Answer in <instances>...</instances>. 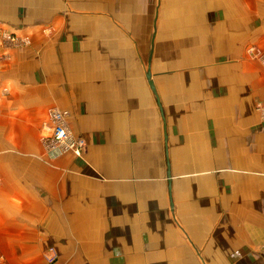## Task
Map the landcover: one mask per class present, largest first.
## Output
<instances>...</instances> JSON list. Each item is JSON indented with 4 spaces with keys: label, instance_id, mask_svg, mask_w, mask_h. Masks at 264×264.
<instances>
[{
    "label": "crops",
    "instance_id": "obj_1",
    "mask_svg": "<svg viewBox=\"0 0 264 264\" xmlns=\"http://www.w3.org/2000/svg\"><path fill=\"white\" fill-rule=\"evenodd\" d=\"M0 24L31 38L0 63V264H47L49 246L71 264H164L169 250L149 231L165 209L150 208L149 192L188 166L182 152L232 158L216 176L188 166L189 189L205 180L259 193L264 66L245 52L264 48V0H0ZM51 107L69 110L80 156L47 160ZM184 174L168 179L172 207ZM253 244L202 254L194 244L192 257L249 258Z\"/></svg>",
    "mask_w": 264,
    "mask_h": 264
},
{
    "label": "rangeland",
    "instance_id": "obj_2",
    "mask_svg": "<svg viewBox=\"0 0 264 264\" xmlns=\"http://www.w3.org/2000/svg\"><path fill=\"white\" fill-rule=\"evenodd\" d=\"M47 29L50 30L51 28L43 27V30ZM151 31L152 24L150 22ZM7 33L26 38L27 42L22 45L12 44L6 36V39L3 40V34ZM30 44L31 38L29 36L20 35L0 24V63L8 61L11 48L29 46ZM245 59L256 61L264 66V48L254 43L247 44ZM258 102H264V99H257L255 102V110L259 114L258 119L264 123V114L258 109ZM182 155V158L188 160L189 167L206 166L210 169L206 170L204 174L209 172L215 176L218 174L216 170L221 169V165L228 164V161L232 160L230 152L221 150H215L212 153L185 152V155L182 152ZM175 156L176 151L171 150L173 162ZM233 159L236 160L237 158ZM47 160L55 159L47 157ZM188 166H176V168L173 166L171 169V176L173 175V177L184 174V171L188 173L172 180L173 207L170 206L169 201L168 172H166L165 188L163 189L161 184L159 186L154 184L151 185L149 192L150 208L165 209L164 213L150 215L151 226L149 231L150 242L156 246L157 251L162 244L166 250H169V256L167 254L165 257L166 262L164 264H174L173 258H181L182 264H257L261 256L264 258V237L261 231H254L258 226L264 227V182L257 186L260 194L253 188L257 184L252 183H245L244 191H240V186V192L233 182L226 184L217 182L214 185L210 183L208 186L211 189L208 190L205 180L192 181L191 190V188L189 189L190 178L192 177L190 174L194 172H191V168ZM230 181L233 180L230 179ZM232 186L236 188V191L231 190ZM228 187L229 190H227ZM261 229L264 230V228ZM246 241L254 242L253 248L249 251V258H242L239 254L230 258H204V255L203 258L192 257L194 253L191 248L194 244H197V254H202L209 250L210 246L218 244L227 245L230 249L237 251L239 245ZM178 244L182 246L180 257H177V252H175ZM50 247L56 250L54 246H49L45 252ZM56 253L57 264H71L60 262L57 250Z\"/></svg>",
    "mask_w": 264,
    "mask_h": 264
},
{
    "label": "built area",
    "instance_id": "obj_3",
    "mask_svg": "<svg viewBox=\"0 0 264 264\" xmlns=\"http://www.w3.org/2000/svg\"><path fill=\"white\" fill-rule=\"evenodd\" d=\"M8 38L12 44L22 45L27 42L26 38L14 36L12 33L3 34V40ZM258 109L264 114V102H258ZM70 112L67 109L51 107L49 118L44 123V133L42 142L45 148L46 157L57 159L66 154L80 156L86 145V139L81 135H76L68 124ZM1 182V179H0ZM57 253L53 247L45 252L47 264H57Z\"/></svg>",
    "mask_w": 264,
    "mask_h": 264
},
{
    "label": "water",
    "instance_id": "obj_4",
    "mask_svg": "<svg viewBox=\"0 0 264 264\" xmlns=\"http://www.w3.org/2000/svg\"><path fill=\"white\" fill-rule=\"evenodd\" d=\"M147 78H148V80L150 82L151 88L155 91V86H154L153 81H152V73H151V68L150 67L148 68V71H147ZM168 179L171 180L170 172L168 173ZM169 191L171 192V187L169 188Z\"/></svg>",
    "mask_w": 264,
    "mask_h": 264
}]
</instances>
